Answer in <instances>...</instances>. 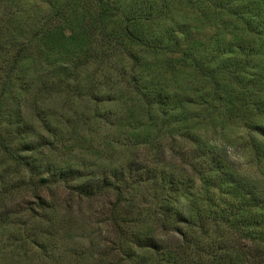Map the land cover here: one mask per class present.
<instances>
[{
    "label": "rangeland",
    "instance_id": "obj_1",
    "mask_svg": "<svg viewBox=\"0 0 264 264\" xmlns=\"http://www.w3.org/2000/svg\"><path fill=\"white\" fill-rule=\"evenodd\" d=\"M189 1L104 0L101 7L93 0L0 1V85L11 72L6 89L0 86V264H102L106 256L108 264H118L123 255L125 264H136L151 259L147 238L169 254L185 239L251 245L253 236L243 226L214 224L212 214L238 216L249 207L257 213L258 201H264V137L250 133L264 128V114L250 106L241 124L251 127L234 126L243 102L234 95H225V106L214 101L211 111L223 109L225 116L201 111L207 106L191 91L197 76L191 67L194 62L215 67L224 45H233V34L235 45L252 41V35L221 8L197 19ZM164 4L167 18L188 29L169 22L162 31L156 26L148 34V25L142 31L163 35L171 49L120 37L132 14L156 13ZM60 8L66 13L50 21ZM88 23L97 24L95 38L80 28ZM100 26L119 34L123 44L106 47L104 57L90 52L87 58L85 50H96L101 40ZM166 30L178 38L169 40ZM217 36L218 50L211 46ZM23 44L28 50L12 69ZM186 79L191 82L180 94ZM135 84L142 91L155 87L157 100L168 97L167 114L154 105L147 115ZM249 87L252 101L264 97ZM203 94L213 100L211 93ZM140 124L160 136L156 149L131 147L137 142H128L132 128ZM164 204L177 214L166 223L155 216ZM182 251L173 258H183ZM194 254L200 256L186 250L188 257Z\"/></svg>",
    "mask_w": 264,
    "mask_h": 264
},
{
    "label": "trees",
    "instance_id": "obj_2",
    "mask_svg": "<svg viewBox=\"0 0 264 264\" xmlns=\"http://www.w3.org/2000/svg\"><path fill=\"white\" fill-rule=\"evenodd\" d=\"M3 1V0H0ZM10 1V0H5ZM77 1V0H76ZM96 3V6L99 7L102 6L104 3V0H93ZM204 0H191L190 5L192 7L190 8V14L194 15L196 14L197 19H202V17H205L208 13L209 16L212 15V11H215L218 9H222L225 12L226 17H231L233 20H235L236 24H243L244 26L248 27V34L252 35V41H249L247 43L244 42H238V44H234V41L237 37L236 34H233V45H224L225 51L220 56V63L218 65H215V67L204 66L203 64H199L194 62V65L191 67V72L194 73V75L197 74V76H194V79H192L191 83V91L197 95V100L201 107H204V105L207 106V108L201 110L207 113H214L220 118V114L222 116H225L223 114V111L219 112V110L214 109L211 111L212 107H214V101L218 100L221 102V105L225 106L228 104L226 101L229 96L225 95H234V99L240 98L243 102H239L240 106L236 109L237 111L241 112V115L238 116V118H234L232 123L235 125H240L241 127H251L250 124L248 126H244V123L248 119H244V115L249 111L250 106H252L253 110L259 114H264V97L261 98L258 102H254L252 97V92L250 90L251 86H256V91L259 89V91L264 92V43L261 44L260 40L264 39V20H262V17H264V0H226L227 2L224 3L223 1L218 3L216 0H212V2L208 6L203 5ZM73 2V0H71ZM70 2V3H71ZM106 3V2H105ZM161 8L155 13V11L151 10L146 11V16H142L141 14H132L131 18H127L125 28L122 29L123 36L120 35L121 38H126L129 42H133L139 45H143V47L153 49H171V44L163 45L164 37L163 35L160 37L159 35H151L148 36V34L151 33V30L153 27H160L161 31L163 29H166V23L170 22L171 26H174L177 29L183 30L186 28L185 23H178L175 21H172L170 18L168 19L166 13L169 12L168 6L166 4L160 5ZM4 7V6H2ZM5 9V7L3 8ZM64 9L60 8L56 11L52 12L51 17H49L50 21H52L57 17L60 18V15H63V13H66L63 11ZM9 11V10H8ZM168 11V12H166ZM153 14V15H152ZM96 15H101L100 13H96ZM211 18V16H210ZM94 22H97V18L94 19ZM96 24V23H93ZM93 24H86L84 27H80L82 30L88 33L89 37L95 38L96 35L93 34L95 31V26ZM235 24V25H236ZM83 25V24H82ZM97 25V24H96ZM148 25V26H147ZM149 28V33L144 36L142 29L144 27ZM101 33H100V39L96 40L98 44L96 43L97 47L95 48H87L85 50V54L87 58H90V52H96L101 56H105L106 54V47L107 50L113 48H119L120 45L123 44V42L118 39L119 34L116 36V34L113 32L106 31L105 27H101ZM175 28L173 29V33H175ZM188 29V28H186ZM147 30V31H148ZM182 30V31H183ZM40 31V30H39ZM71 31V30H70ZM74 31V30H73ZM177 35L183 34L184 32L178 31L176 32ZM165 34L167 35V30L165 31ZM34 36L36 37L37 34L35 33ZM169 40L175 41L176 38H172V36H166ZM119 41H118V40ZM220 43V40L215 38L211 44V46H215V48L218 50L220 46H218ZM222 43V42H221ZM224 44V43H223ZM136 46V45H135ZM26 45H21L18 50L16 51L15 58L12 62L11 68L14 69L16 65L21 62L24 58V55L27 51ZM172 51V50H171ZM217 54V53H216ZM240 54H243V58L241 59ZM253 58L255 60H253ZM103 59V58H101ZM194 61V60H193ZM67 70V68L63 69ZM9 74L11 72H8V74L5 75L4 80L1 83V88L3 90L6 89L7 82L9 80ZM175 74V68L174 73ZM263 79V81L261 80ZM174 82H177L174 79ZM186 79L179 84V91L178 93H182L186 90L187 83H190ZM63 81H60L57 84V88L62 87ZM65 87L68 86V84L64 85ZM259 87V88H257ZM133 88H136V93L140 97V100L143 104V110L147 115H150L152 113V110L154 109V105L161 106V111H159L162 115L167 114L171 108L168 106L167 102L171 101L168 97L166 99L157 100L158 95L155 93L156 88L154 89H148L147 91L140 90L136 84L133 86ZM55 89V88H54ZM203 93H211L213 96V100L209 98L207 95ZM174 95V94H173ZM175 96V95H174ZM223 101V102H222ZM172 102V101H171ZM164 103L166 105H164ZM237 103V102H236ZM255 103V104H253ZM263 103V104H259ZM161 104V105H160ZM197 102H193V105L196 106ZM253 104V105H252ZM224 108V107H223ZM233 110V108H231ZM216 117H213L214 119ZM158 117L154 118L157 119ZM152 119V118H151ZM241 121H244L243 124H241ZM155 123V122H154ZM155 127V124H154ZM151 128L149 125H135L132 128L131 136L128 139L129 141H137L135 144H133L131 147L134 149H137L136 147L139 146H145L149 147V150L152 151L153 149H156L158 144V139H160L159 135L151 134ZM160 131V130H159ZM251 134H256L257 136L264 137V128H252L250 130ZM2 143V142H1ZM132 144L131 142L129 143ZM3 145V144H2ZM145 149V148H143ZM204 180V183L206 182V178H202ZM172 186L177 185L176 179H171L170 182ZM79 193H81L80 189H77ZM245 205H248L251 203V199L244 202ZM211 204V202H210ZM165 205V204H164ZM165 205L162 208V205H160V209L155 213V216H157V219L159 216L164 217L163 221L169 222L172 218H175L177 214H174L173 211H170L171 209L166 207ZM258 208L257 213H252V208L249 207L245 213L236 216V213H231L227 216L224 214L214 213L212 214V220H214V224H233L243 226L244 230H246L249 235H252L251 237V245L247 246L245 244H242L243 242L240 241V243H230V242H219V243H212V246L208 245H201L197 242H191L188 239H185V245L180 248L174 249L173 252H176L177 250L183 249L182 252H179L181 255H183V258L181 259H174L173 252L172 254H169L167 252L168 249L162 248L161 245L156 244L154 240L151 238L146 239L145 248L147 251H149V255L151 256V259L146 258H140L138 259L139 262L136 264H264V201L260 200L258 201V204L256 206ZM251 210V212H250ZM246 214V215H245ZM159 215V216H158ZM245 215V216H244ZM236 216V217H233ZM211 217V213L209 212V218ZM239 219H238V218ZM180 220V219H178ZM177 220V221H178ZM180 220L179 222H181ZM189 221V220H188ZM184 223L187 224H193L192 222L184 221ZM248 235V234H247ZM186 250H192L195 251L199 257H196L194 254L193 256L186 255ZM246 250V251H245ZM170 251V250H169ZM167 252V253H166ZM248 252V254H246ZM109 254V253H108ZM107 254V255H108ZM178 254L179 256H181ZM103 254L102 256L104 257ZM107 257V256H106ZM105 257L104 262L102 264H108V261L110 257ZM126 256L123 255L121 259L119 260L118 264H125ZM205 258V260H202ZM247 259H250L251 262H249Z\"/></svg>",
    "mask_w": 264,
    "mask_h": 264
}]
</instances>
